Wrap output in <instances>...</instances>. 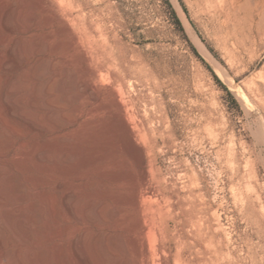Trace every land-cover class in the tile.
Returning <instances> with one entry per match:
<instances>
[{
	"label": "rangeland",
	"instance_id": "1",
	"mask_svg": "<svg viewBox=\"0 0 264 264\" xmlns=\"http://www.w3.org/2000/svg\"><path fill=\"white\" fill-rule=\"evenodd\" d=\"M219 7L218 0H0V59H11L0 66V138L11 141L3 160L19 180L40 176L60 195L64 240H78L80 264H210V256L212 264H254L252 255H264V235L248 221L254 207L264 226V34L242 44ZM32 41L41 52L29 51ZM41 58L62 59L61 89L32 109L24 99L33 83L19 82L10 114L2 104L9 80ZM160 61L177 76L161 90L130 74ZM100 67L101 79L92 78L99 100L79 97L88 68ZM110 72L125 76L126 87ZM115 98L133 137L109 109L92 115ZM74 105H82L75 124L33 130L26 121L47 110L68 121ZM29 151L46 156L42 165L25 158Z\"/></svg>",
	"mask_w": 264,
	"mask_h": 264
},
{
	"label": "bare ground",
	"instance_id": "2",
	"mask_svg": "<svg viewBox=\"0 0 264 264\" xmlns=\"http://www.w3.org/2000/svg\"><path fill=\"white\" fill-rule=\"evenodd\" d=\"M218 1L221 2L222 10L218 11H222V16L224 17L223 22L226 26H228V28H234L237 32L241 33V38L243 39H238L242 44L254 42L258 36L264 34V0ZM212 5L215 6L216 4L214 3ZM221 7H219L218 9H220ZM1 10L0 25L3 24L2 19L4 17V13L2 14ZM34 14L35 12L31 10L23 14V17L31 18L32 16H34ZM4 26L7 30L12 29L9 24H5L3 25V27ZM28 48L32 54H37L42 51V47L40 46L38 41L30 42ZM9 59L7 60L6 58H1L0 66L2 67L3 65H5L7 61L10 62L11 59ZM57 61V59L45 60L41 58L40 60H36L33 63L31 62L32 64L29 65L30 67L26 71H24L21 76H19V81L12 78L9 80V85L5 89V95L2 94L4 95V97L2 96L4 98L2 99V104L5 106L7 112H9L10 114H14L15 112V107L12 104L11 99L12 93L19 89V82L33 83V86H30V90L24 99V101L29 104L32 109H36L39 107L43 108L46 105L47 98L45 99L43 97V95H46L44 93H47L49 91H53V93L54 91H59L61 89L60 86L64 81V79L61 78L62 82H60V80L56 77L59 74L57 72V63L60 62ZM141 65L143 66V64ZM102 69V67L98 69L88 68L86 76L89 79L81 83L82 88L80 90L82 91L79 93V97L87 94L92 99L99 100L100 95L95 88V84L92 78L100 77L101 79V76H103ZM130 74L132 76H134L133 74H135V77L139 82L151 86V88L154 90H161L167 84H174L177 80L176 74L170 71L167 68V64L161 61L158 62L155 66H152L149 63H144L143 67H140V69L137 71L135 70L130 72ZM105 75L106 73H104V76ZM110 76H112L115 81L120 82L121 85L126 87L125 76H121L120 74H117L115 72H112ZM117 96L120 98L119 95ZM119 98H115V106L98 105L93 109L92 115L95 116L96 113H98L100 110V112H102V110L105 108L109 109V111L114 112L116 120L120 123L121 129L124 128L126 130L127 127L129 129L131 137H133L134 131L130 129V125L126 121V109L120 103ZM53 99L55 98L53 97ZM53 99H50L52 103L55 101ZM141 100H144V95H139L136 97V101ZM39 103L43 104V106L37 107ZM46 108L47 107H45V109ZM81 110L82 105H74L73 112L70 114L71 117L68 116V121H66V119H64L65 121L62 119L64 122H59L58 120L53 119L54 117L52 113H50V111L52 112V110H47V112L43 111L41 113H34L32 111V115L27 117L26 121L33 130L38 129L39 124L43 123H49L51 127L65 126L70 123L75 124ZM135 114L144 123L145 119L144 115L141 114V111L138 110ZM62 116L63 115H61V117ZM154 118V114H150L146 119H148L149 121H154ZM2 119L3 114H1L0 110V121H2ZM46 127L48 126L46 125ZM6 139L4 140L0 138V156L2 157V160H0V220L6 221L5 225L0 224V260L8 259L9 264L79 263L82 259V253L80 251L78 240L72 242H65L64 240L66 227L64 226V214L62 209L63 200L61 199L60 195L57 194V192H54L50 188H48L47 182L42 177L30 175L26 176L23 180H19L20 178H16L13 173L9 172V166L3 160V158L7 155V150H5V148L6 146H8V144H11V141L9 142ZM28 156H30V158ZM25 158L34 159L38 162V164L42 165V163L46 159V156L44 154L35 153V151H29L25 154ZM23 163L26 164V162ZM140 179L142 183L147 182V171H143L142 177ZM146 193H148L149 196L151 195L150 197H152V195H155V191L152 189H149ZM140 196L141 194L137 192L136 200H140ZM249 214V223L254 227V229L257 230V233L260 236L264 235L263 221L260 215L256 213V209L253 207ZM6 226H8L13 232V236L9 234L15 241L13 244L11 243V247H9L10 237L7 235L8 233L6 232ZM88 241L89 244L92 243V245H95L96 242H98L97 239L94 240L93 238L89 239ZM145 252L147 254L149 251L146 249ZM252 257L254 264H263L264 255H261V257H257L254 254L252 255ZM209 262L210 264H212V256H210ZM123 264H125V262H123ZM228 264L236 263L233 259L229 261Z\"/></svg>",
	"mask_w": 264,
	"mask_h": 264
},
{
	"label": "trees",
	"instance_id": "3",
	"mask_svg": "<svg viewBox=\"0 0 264 264\" xmlns=\"http://www.w3.org/2000/svg\"><path fill=\"white\" fill-rule=\"evenodd\" d=\"M175 13V12H174Z\"/></svg>",
	"mask_w": 264,
	"mask_h": 264
}]
</instances>
